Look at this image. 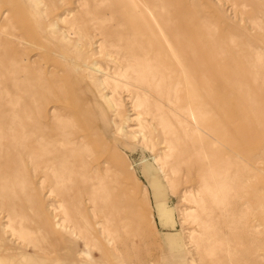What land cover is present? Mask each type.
<instances>
[{"label":"bare ground","instance_id":"obj_1","mask_svg":"<svg viewBox=\"0 0 264 264\" xmlns=\"http://www.w3.org/2000/svg\"><path fill=\"white\" fill-rule=\"evenodd\" d=\"M24 1L28 6L33 28L39 32L41 38L46 39L50 37L49 34L51 36L61 35L64 43L62 46L57 45L60 52H54V54L63 58L68 68L66 71L57 70L54 72L53 82L45 80L43 75H33L29 71V65L24 64L26 58L21 53H11L6 47L12 42L24 45L26 44L25 41L30 40L24 35L15 34L12 30L8 32L7 26L0 25V87L4 83L2 78H11L15 87L24 89L25 95L33 102L34 108H39L40 101L48 95L57 104L56 108L60 111L55 116V120L45 116L44 122L37 123L35 120V123L29 126L30 114L24 113L28 102L19 97L10 101H2L0 98V197L3 199V205L7 206L10 200H13V194L8 193L13 187L11 179L15 180L18 174L23 172L26 157L31 161L45 158V167L51 169L56 176L59 190L70 189V193L74 186H78V189L89 190L90 193L98 190L99 183H97L96 177L99 176L93 175L94 173L86 168L90 159L101 160V163L108 164L111 173L113 169L119 178L121 175L130 176L135 171V165L133 163L127 164L125 157L127 154L119 145V141H121L125 148L130 149L137 144L145 150L151 151L154 161L157 163L156 166L150 162L145 163L143 174L150 185L145 186L143 191H138L137 187L140 185L135 183L134 189L129 190L130 192L135 191L134 194L130 195L131 200L127 199L129 202L125 201L124 203L122 201L123 203H121L119 200L120 204H118L117 199L111 201L115 207L119 205L118 208H123L119 218L128 221L127 223L124 222V224L126 223V233L133 231L132 225L135 223V231H139V235L145 236L146 223L151 220L150 208L155 210L156 207L161 216L162 225L167 228L174 227V211L167 204L168 192L178 195L180 202L186 204V207L178 209L182 223L192 219L191 221L196 222L199 226L190 233L191 241L198 238L197 236L200 234L210 233L218 228L213 222H217L219 218H235L238 206L243 205L244 210L249 208L258 210L260 217L256 214L254 216L264 220V196L250 188L251 181L256 178L255 173H263V168H258L254 164L253 158L256 150L264 154V141L258 147L251 148V144L259 139L257 132L259 125L256 124L258 122L255 121L253 115L255 112L257 113V107L261 102L257 100L255 104L251 102L250 97H246L252 114L249 115L247 111V114L239 112L236 109L239 106V104L236 106L238 99L235 98L233 90H228L229 92L222 90L221 96H218L210 86L205 88L204 96L205 98L208 96L211 100L209 102L204 101V96L197 93L188 74L191 69L195 71L193 67H196L201 73L204 84L210 82L209 78L213 75L216 79H222L221 61L217 54L218 49L214 44L211 43L207 46L189 42L192 52V59L190 60L192 65H188L187 69L184 65V54L182 55L184 48L173 41L151 7L143 0H130V4L136 7V11L144 12L153 26L156 27L157 35L161 38L165 48L164 55L177 64L182 72L185 94L180 96L174 89L176 84L172 81V77L165 76L163 70L159 68L162 52L158 49L153 50L150 41L147 42L149 47L140 44L139 30L133 31L134 35L129 34L130 31L126 29L117 32L120 41L116 40L114 43V39L109 40V45L113 50L99 51L93 47L91 50L82 53L85 47L82 41L84 37L90 39L89 46L95 43L93 42L94 35L89 32V28L92 27L101 31L97 25L98 21L110 19L107 13L99 14L101 5L109 3V0H93L89 7L92 10L91 14L87 12L86 15L82 14L79 19L71 20V27L81 23V29H84L79 33L80 38L74 40L71 37L77 33L62 29L60 22L66 20V17L63 16L65 13L72 17L75 12L71 14L72 12L67 10L50 18L51 20L47 23L44 21L45 12L48 9L52 11L58 2L63 3L66 0ZM78 1L80 3V0ZM85 1L86 3L89 2V0ZM8 2L13 3V0H8ZM125 5L127 6V3H123V6ZM15 10L16 7H13L11 12H15ZM151 29L153 31L155 28L151 27ZM63 47L68 49L72 57L64 55L66 52ZM100 53H103L106 59L98 60L95 57ZM161 81L166 88L165 94H160ZM214 86L216 89L218 88L215 82ZM5 93L9 95L8 91H4ZM95 94L98 95L97 101H95ZM210 101L213 105L210 104ZM6 103L21 106L23 113L18 115L13 108L4 109V105H8ZM100 104L105 106V110H112L120 122L112 132L111 122L115 123V121H110V126L105 124ZM214 106L220 112L215 110ZM129 112L134 117H130ZM132 120L136 121V130L125 129L127 126L124 123ZM228 143H236L235 146L243 143V146L233 147V144L228 145ZM158 146H161L160 149ZM119 151L124 155L119 154ZM257 161L255 157V162ZM33 164L31 163V165ZM33 168L36 169L37 165H33ZM87 177L89 178L87 179ZM111 179L112 177L104 180L110 181ZM123 180L125 181V178ZM103 185L106 186V183ZM122 186L125 187L124 184ZM108 188L106 189L109 190ZM150 188L154 192L156 204L151 200L153 197L150 196ZM114 191L115 189L113 193ZM65 192L68 194L69 191ZM109 193L111 194V192ZM129 194H126L127 198ZM101 195L99 193L98 196ZM107 200L109 201V199ZM240 200H245L242 205H240ZM106 207L108 208V205ZM114 211L115 213H110L112 222L109 229L110 240L108 239V244L110 247L108 252L120 260L118 238L122 235L118 230L119 225L117 226L115 217L119 211ZM11 213L9 212L7 215L4 213L6 215L4 218L7 219L0 232V253L12 251L4 236L7 231H10L24 249L31 247L38 252L46 251L51 255L33 254L24 249H18L14 251L15 264H22V262L31 264H88L90 262L87 259L84 261L78 259L75 255L78 249L76 242L72 237H65L62 233L56 232L54 236L55 248L51 244H49L48 249L43 248L44 237H37L34 231L25 229L21 223L15 227L13 222L16 223L18 215ZM106 213L107 211L104 214ZM107 216L108 214L105 217ZM106 220L108 221V219ZM209 221L212 225L206 227ZM261 224L264 223L258 222L256 219L253 224L249 225L250 229L253 230V235L257 234ZM58 226L62 227L61 223H58ZM105 229L108 228L105 227ZM103 232L105 233L104 230ZM181 233L174 232L168 238L175 249L180 248L175 247L173 242L177 240V237H180ZM212 237L217 239V235ZM183 242L186 249L185 241L183 240ZM217 242L220 243V239H217ZM199 245L195 244L193 250L196 251ZM217 247V244L205 246L211 252L215 251ZM189 251L192 250H188L187 253ZM86 253L87 256L91 257V253L87 251ZM183 253L184 251H180L175 255L182 256ZM7 259L9 260V257ZM0 264H4V257L1 255Z\"/></svg>","mask_w":264,"mask_h":264},{"label":"rangeland","instance_id":"obj_2","mask_svg":"<svg viewBox=\"0 0 264 264\" xmlns=\"http://www.w3.org/2000/svg\"><path fill=\"white\" fill-rule=\"evenodd\" d=\"M92 1L93 0H89L88 3H86L85 0H80V3L78 0H66L63 3L58 2L55 9L52 11L48 9V11L45 12L44 21L47 23L51 20L50 18L67 10L72 12L71 14L75 12V15L72 17L65 13L63 16L66 17V20L60 22V27L65 30L75 31L77 34L72 36L71 39H79V33L84 30L81 29L82 24L79 23L71 27V20L79 19L82 14L86 15L87 12L91 14L92 10L89 7ZM143 1L151 7L159 22L166 29L173 41L179 43V46L184 48V53H182V55L184 54L183 60L187 69L188 65H192L190 62L192 59V52L189 47V42L202 45L205 44L207 46L212 43L218 49L217 54L221 61L222 79H216L215 75H213V77L209 78L210 82L204 84L202 82L201 73L196 67H193L195 71H192V69L188 71L190 81L196 88L198 94L204 96L205 88L208 86H210L218 96H221L222 90L227 92L233 90L235 92V98L238 99L236 106L239 104L236 109L244 113L247 111L249 115L252 113H250V107H248L250 104L246 101V97H250L252 103L257 102V100L261 102L257 107V113L255 112L253 115L255 121L258 122L256 124L259 125V127L257 125L259 129L256 128L258 129L259 139L251 144V148L258 147L264 141V130H262L264 128H261L264 127V100H262L264 99L262 98L264 97V0ZM123 3H127V6H123ZM130 3V0H109V3L101 5L99 14L107 13L110 19H106L107 21L100 19V22L98 21L97 25L101 28V31L95 30L92 27L89 28V32L94 35L93 42L95 43L89 46L88 43L90 39L84 37L82 41L85 47L82 53L91 50L93 47L99 51L113 50L109 45V40L114 39V43L116 40L120 41L118 39L119 35L116 34L117 32L126 29L130 31L129 34L132 33L134 35L135 33L133 31L136 32L139 30L140 44L149 47L150 45L147 42L150 41L153 50L158 49L162 52L159 60L161 61L159 62V68L163 70L165 76L172 77V81L176 84L174 89H176L178 95L183 96L185 92L182 72L177 64L164 55L165 48L161 38L157 35L156 27L153 26L148 16L144 12H141V10L140 13L137 12L135 9L136 7ZM43 6L45 7V5ZM13 7H16L15 12H11ZM0 25L7 26L8 32L12 30L15 34L24 35L25 38L30 40L25 41L26 44L24 45L12 42L7 44L6 47L11 53H21L22 56L26 58L24 64L29 65V71L33 73V75H43L45 80L53 82L54 72L57 70H67L68 66L63 61V58L54 54V52H60L57 45L62 46L64 43L61 39V35L51 36V34H49L50 37L46 39L41 38L39 32L37 30L35 31V28H33V22L28 13V6L25 4L24 0H13V3H9L8 0H0ZM151 27L155 29L152 31ZM3 40L6 42L5 39ZM63 49L66 52L64 54L66 57H72L67 48L63 47ZM95 57L98 60L106 59L103 53L97 54ZM2 82H4L0 87V98L2 101H10L15 97H19L28 102V106L25 107L24 113L30 114L31 120H29V126L34 124L35 120L37 123L44 122L45 116L51 117V120H53L55 116L60 113L59 109L56 108L57 104L54 103L48 95L44 100L40 101L39 108H34L33 102L27 98L24 89L15 87L11 78H2ZM214 82L218 85L217 89L214 86ZM159 90L160 94H165L166 92V88L162 85V81ZM4 91H8L9 95H6V93L4 94ZM94 97L95 101H97L96 98H98V95L95 94ZM203 100L209 102L211 99L208 96H206V98L204 96ZM6 104L8 105H4V109L13 108L18 115L23 113V108L21 106L9 103ZM210 104L213 105L211 101ZM100 107L101 113L105 118V124L110 126V121H115V123L111 122L112 132L120 122L112 110H105V106L102 104H100ZM243 107L244 109H242ZM214 108L220 112L216 106H214ZM128 114L130 117H134L132 113L129 112ZM255 114L257 118L259 117L258 119L255 117ZM124 125L127 126L125 129L136 130L137 128L135 120L128 121L124 123ZM260 125L262 126L260 127ZM229 144H233V147L237 145L239 147L243 146V143H241V145L237 144L236 146V143H228V145ZM119 145L122 146L121 149L129 156H125L127 164L133 163L135 165L134 173L130 176L121 175V178H119V175L117 176L113 169L111 173L108 164L101 163V160L90 159L87 162V170L94 173L93 175L97 174L95 176H99L96 177V181L99 183L97 187L98 190L91 191V193L86 189H78V186H74V188L71 189V193L70 189L60 191L56 176L52 173L51 169L45 167V158L40 160L33 159L32 162L26 157L24 159L25 167L23 172L18 174L15 180L11 179L13 183V192L11 190V192L9 191L8 193H10V195L13 194V200H10V203L6 206L2 204L3 199L0 197V212L2 211V213H0V232L2 231L3 225L6 223L7 218H4V216L12 212V215H18L16 219L17 224L13 222L15 227L19 226L21 223L25 229L34 231L37 237H44L42 242L43 248L48 249L50 247L49 244L54 248L56 247V243L54 242L56 232L62 233L65 237L74 238L80 250L83 251L78 259L81 261L87 259V261H90L88 264H115L112 263V260H115V262L119 264H264V224H261L258 228L256 235L252 234L253 230L249 227L256 219L261 223H264V220L254 216V214H259L258 210L253 208L247 210L243 209L244 207H242V204L245 200L239 201L242 206L237 207L235 218H219L217 222H213L218 228H215L213 232L200 234L197 236L198 238L191 241L190 233L194 231V228H198L199 226L196 222L193 223L191 221L192 219L182 223L178 209L186 207V204L180 202L178 195L168 192L169 194L166 197L167 204H169L170 209L174 211V227L167 228L162 225L161 216L156 207L155 210L150 208L151 220L150 222L148 220L146 223L145 236L142 234L139 235V231H135V223L132 225L133 231L131 233H126L125 226L128 221L119 218L121 217L120 213L121 211L123 212V208H118L119 205L115 207L111 201L113 202L114 199H117L116 201H118V204H120V202L123 203L122 201H124V203L125 201L129 202L127 199L131 200L130 195L135 192H130L129 190L134 189L135 183L141 186V188L140 186L137 187V190L143 191L142 189H144L145 186L150 185L143 174V167L145 163L148 162L155 166L157 163L154 161L152 152L145 150L141 145L135 144L134 146L132 144L133 147L131 146L132 148L130 149L125 148L121 141H119ZM160 147L161 146H158L159 149ZM119 154L124 155L122 152ZM158 154H160L159 151ZM254 154L256 161L257 159L258 161L255 162L254 157L253 162L258 168H263V173H255L256 178L251 181L250 188L255 189L264 196V154L260 153L258 150L254 151ZM31 163H34L33 165L36 164L37 168L34 169ZM111 177L113 182L111 180H104L110 179ZM88 178L89 177H87V179ZM122 178H125V181ZM105 183L106 186H110V188L103 185ZM120 183L122 185L124 184L125 187ZM126 187L129 192L126 190ZM114 189L117 191L116 193L115 191L113 193ZM65 191H69L68 194ZM109 192H111V194ZM150 192V196L152 195L153 197L150 198H152V202L156 204L154 192L151 188ZM99 193L100 195L106 193L103 196L101 195L102 199L104 197V201L100 199L101 196H98ZM127 193H130V198L126 197ZM113 194H115V197ZM257 197L259 198V195H257ZM107 199H109V201ZM106 200L107 202H105ZM99 203H101L100 206ZM107 205L108 208L106 207ZM100 210H104L102 211L104 213L107 211L106 214H108V216L105 217L106 214H102ZM114 210L119 211L116 213L117 216L115 217L117 226L119 225L118 230L120 235H122V237L119 236L118 238L120 260L114 258V256L108 252L110 247L108 244L110 240L109 229L112 222L110 213H115ZM246 212H248L247 215H250H245ZM105 218L108 219V221ZM63 220H65V222H63ZM118 222H120L122 226L124 225V228H122ZM124 222L126 223L124 224ZM58 223H61L62 227H59ZM208 225H212L210 221L206 227H208ZM105 227L108 229H105ZM168 231L170 232L168 233ZM174 232H182L180 237H177V240L173 242L175 247H180L176 249L173 248L172 244L168 241L169 236ZM214 235H217V239H220V243L217 242L216 238L212 237ZM4 236L12 251L1 252L0 255L4 257V264H15L16 259L13 257L15 256L14 251L24 248L22 244L17 241L16 236L12 235L10 231H7ZM120 239H122V241H119ZM86 240L89 242L87 241V243ZM183 240L185 241L186 249L184 248L185 245ZM195 244H200L196 251L193 250ZM211 244H217L218 247L215 251L211 252V250L205 248V246ZM24 250L28 253L51 256L46 251L38 252L31 247H27ZM188 250L192 251L187 253ZM86 251L91 253V257L87 256ZM180 251H184L182 256L175 255V253ZM8 257L10 261L7 259ZM58 258L61 259L60 256H58ZM67 261L69 260L67 259ZM22 264L31 263L22 262Z\"/></svg>","mask_w":264,"mask_h":264},{"label":"crops","instance_id":"obj_3","mask_svg":"<svg viewBox=\"0 0 264 264\" xmlns=\"http://www.w3.org/2000/svg\"><path fill=\"white\" fill-rule=\"evenodd\" d=\"M73 240H74V238H73ZM75 242H76V244H77V241L76 240H74ZM77 246H78V249H77V251H76V253H75V255L79 258L80 257V255H81V250H80V247H79V245L77 244ZM79 252H80V254H79ZM112 263H115V264H119V263H116L115 262V260H112Z\"/></svg>","mask_w":264,"mask_h":264}]
</instances>
